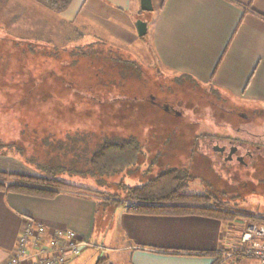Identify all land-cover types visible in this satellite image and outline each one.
<instances>
[{"label": "rangeland", "instance_id": "rangeland-1", "mask_svg": "<svg viewBox=\"0 0 264 264\" xmlns=\"http://www.w3.org/2000/svg\"><path fill=\"white\" fill-rule=\"evenodd\" d=\"M137 11H139L140 19L147 22L152 20L153 11L139 9ZM62 19V14L56 13L35 0H29L25 4L20 0H0V139L17 142L21 138L20 130L35 129L41 132L46 130V125H51L50 128L54 130L58 125L62 128L79 126L100 129L106 135L111 132H119L122 136L134 135L145 146L143 151L146 154L140 165L125 172L123 180L127 184H140L166 168H182L186 169V174L191 178L186 192L203 193L206 190L219 192L227 184H234L242 195L237 199V210L264 217L262 174L252 167L251 161L246 167L237 166L235 163L230 167L222 164L219 157L211 150L212 143L209 139L210 136L217 137L222 131L233 135L235 132L230 123L237 126L249 118L255 121L253 124L255 128H263L264 108L257 109L254 102L239 100L226 92L215 91L210 86L197 81L185 79L181 83L176 82L175 78L178 74L163 66L156 57L148 29V33L139 36L135 43L124 45L112 39V42H109L121 50L126 48L130 52L128 58L125 57L139 67V80H136L138 83L135 84L144 92L147 103L144 101L142 107L130 104L126 106L125 102L116 103L115 106L106 108L104 111L95 108L89 115L83 114L79 108L70 109L65 106L68 111H64L62 107L58 109L57 107L61 106L64 100L59 102L52 94L43 97L40 86L29 88V82L18 81L15 71L22 72V69H31L32 66L19 58L20 51L14 46V39L25 40L21 39L25 37L33 40L41 37L36 39L40 45H44L45 48L55 46L57 55L59 51L60 57L70 60L67 56L70 49L93 41L98 34L87 27L88 31L92 30V35L86 36L87 28H82L79 24H66ZM74 26L83 32L84 36L81 39L77 38ZM99 37L106 39L103 34H99ZM50 61L55 62V58L51 57ZM23 63L26 66H23ZM108 72L110 76L113 74L111 71ZM79 80V83H82V79L79 78ZM151 95L155 101L160 102V106L152 102ZM113 98L114 96H110L108 100ZM164 104L180 111V115L166 113L163 109ZM77 105L80 103L78 102ZM230 107L236 108L238 112L246 115V118L240 117L239 113L225 114L223 109ZM47 117L50 121L45 119ZM225 121H229V124H218ZM55 134L58 136V132ZM12 161L18 162L26 169L24 173H32V165L26 163L23 157L11 151L6 153L0 151V164L2 162L6 164L5 166L12 167ZM231 172H237L238 179L231 180L229 177ZM251 172L256 173L254 178L251 177ZM59 177L94 190L119 192L115 187V181L119 177L116 175L107 178L103 185L92 177L84 178L68 174H60ZM243 179L248 180L246 188L241 186L240 181ZM61 194H68V192H61L58 195ZM89 197L95 202L100 200L98 197ZM122 209L121 205L114 207L102 203L99 209L91 214L89 206H82L81 214L79 212L77 217L73 218L79 227L78 231L74 230L77 236L82 237L92 246L86 249L88 253H91L86 262L91 259L92 264L101 255H108L110 259L113 257L112 252L97 248L122 246L129 242L122 237L119 225V214ZM243 219L246 222H252L244 217ZM87 231L89 234L84 236L88 233ZM119 254V257L117 253L115 254L119 259L118 262L115 258L114 261L117 264H126V253ZM80 256L81 254L78 255ZM84 258L86 255L81 257V260Z\"/></svg>", "mask_w": 264, "mask_h": 264}, {"label": "crops", "instance_id": "crops-1", "mask_svg": "<svg viewBox=\"0 0 264 264\" xmlns=\"http://www.w3.org/2000/svg\"><path fill=\"white\" fill-rule=\"evenodd\" d=\"M151 1L153 16L146 33L149 29L163 66L264 108V0ZM137 9L142 11L139 0H72L60 14L63 22L92 28L98 34L93 40L103 34L106 41L125 45L139 39L134 26ZM86 31L91 37L92 30ZM12 163L9 167L1 162L0 170L25 172L18 162ZM89 198L72 192L46 199L0 191V263L11 254L26 220L43 221L48 232L53 227L77 230L73 218L81 214L82 206L95 212L96 202ZM119 215L122 237L129 242L97 248L112 252L113 257H107L114 264L119 253H126V264H258L252 258L223 255L238 247L240 233L249 223L242 217L136 214L124 208ZM87 248L66 264H91V259L85 261L91 256Z\"/></svg>", "mask_w": 264, "mask_h": 264}, {"label": "trees", "instance_id": "trees-1", "mask_svg": "<svg viewBox=\"0 0 264 264\" xmlns=\"http://www.w3.org/2000/svg\"><path fill=\"white\" fill-rule=\"evenodd\" d=\"M35 1L56 13H61L72 0ZM74 31L77 38L84 36L75 26ZM37 38L41 37L33 40L25 37L21 38L25 40L14 39V46L20 51L19 58L32 66L31 69L15 72L19 82H29V88L40 86L43 97L52 94L57 101L64 100L58 109L62 107L64 111H68L65 106L70 109L79 108L83 114L89 115L95 108L104 111L116 103L125 102L126 106L140 107L144 101L147 103L144 92L136 85V80H139V67L131 59H127L130 52L126 48L121 50L106 40L96 39L70 49L67 53L70 58L68 60L66 57H60L59 51L58 55L56 54L55 46L45 48L40 45L36 41ZM51 57L55 58V62L50 61ZM23 66H26L25 63ZM106 71L113 74L110 76ZM176 77L178 83L185 79L196 82L185 73ZM79 78L82 83H79ZM128 81L130 83L126 84ZM213 90L216 91L214 88ZM110 96L114 98L108 100ZM78 102L80 105H77ZM45 119L50 121L48 117ZM50 126L46 125V130L41 132L35 129L20 130L21 138L17 142L0 139L2 153L11 151L23 157L33 168L32 173L0 170L1 192L46 199H52L61 192L89 195L100 198L96 199L95 212L100 204L104 203L114 207L121 205L127 212L136 214H200L219 220L244 217L252 222L264 223L262 216L237 210L236 200H223L210 190L203 193L186 192L191 180L186 174V169L166 168L140 184H127L123 180L125 172L140 165L146 154L143 151L145 146L134 135L122 136L119 132L106 135L100 129L79 126L62 128L58 125L54 130ZM56 132L58 136H55ZM60 174L92 177L102 185L106 183L107 178L116 175L119 177L115 181V187L119 192L110 193L77 185L59 177ZM94 264L114 263L107 256L101 255Z\"/></svg>", "mask_w": 264, "mask_h": 264}, {"label": "built area", "instance_id": "built-area-1", "mask_svg": "<svg viewBox=\"0 0 264 264\" xmlns=\"http://www.w3.org/2000/svg\"><path fill=\"white\" fill-rule=\"evenodd\" d=\"M91 244L70 228L53 227L47 231L43 221L28 219L20 231L11 254L0 264H66ZM224 257H248L264 264V223L249 222L239 236L235 249L225 250Z\"/></svg>", "mask_w": 264, "mask_h": 264}, {"label": "flooded vegetation", "instance_id": "flooded-vegetation-1", "mask_svg": "<svg viewBox=\"0 0 264 264\" xmlns=\"http://www.w3.org/2000/svg\"><path fill=\"white\" fill-rule=\"evenodd\" d=\"M152 102L160 106V102L155 101L154 99ZM163 106H167V110L163 108L164 111L175 115H180V111L175 110L172 106L167 104H164ZM226 108L223 109L225 114L233 115L239 113L238 115L240 117L246 118V115L238 112L236 108ZM221 123L225 125L229 124V121L220 123L218 122V124ZM254 123L255 121L250 118L239 123L237 126H234L230 123L231 128L235 132L233 135L222 131L217 137L210 136L209 139L210 143H212L211 150L219 157L220 161H222V164H227L230 167L235 163L237 166L246 167L250 165L251 161L252 167L262 174L261 179L262 183L264 184V127L257 129L253 126ZM250 175L252 178H254L256 173L251 172ZM229 177L231 180L238 179V174L237 172H231ZM240 182L243 188L248 186L247 179H243ZM215 193L223 200L237 201V199L242 196L234 184H227L226 187H224L221 191Z\"/></svg>", "mask_w": 264, "mask_h": 264}, {"label": "water", "instance_id": "water-1", "mask_svg": "<svg viewBox=\"0 0 264 264\" xmlns=\"http://www.w3.org/2000/svg\"><path fill=\"white\" fill-rule=\"evenodd\" d=\"M139 8L142 11H152L153 10L152 1L151 0H139ZM147 25H148V22L146 20H143L140 18L135 20L134 26H135L138 36L141 37L146 34ZM150 99H152V96H150ZM163 108L167 110V106H163Z\"/></svg>", "mask_w": 264, "mask_h": 264}]
</instances>
